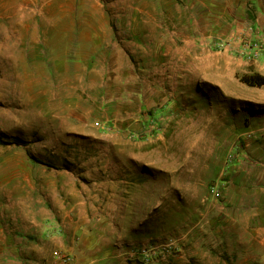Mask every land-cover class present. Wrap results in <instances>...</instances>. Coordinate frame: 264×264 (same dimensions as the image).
<instances>
[{
	"label": "rangeland",
	"instance_id": "374dc122",
	"mask_svg": "<svg viewBox=\"0 0 264 264\" xmlns=\"http://www.w3.org/2000/svg\"><path fill=\"white\" fill-rule=\"evenodd\" d=\"M54 2L15 46L0 15V264L252 261L264 87L240 78L255 65L152 31L130 0ZM154 2L137 8L176 10Z\"/></svg>",
	"mask_w": 264,
	"mask_h": 264
},
{
	"label": "crops",
	"instance_id": "0c3cea01",
	"mask_svg": "<svg viewBox=\"0 0 264 264\" xmlns=\"http://www.w3.org/2000/svg\"><path fill=\"white\" fill-rule=\"evenodd\" d=\"M130 1L133 5L135 4L131 10V17L135 22L139 15L145 14L146 22L151 25L149 28L152 31L174 28L181 32V37L188 47L195 48L199 42L200 48L203 49V46L215 36H251L253 33L254 37L264 40V0H169V3L176 8L175 11L157 9L156 6L139 10L138 0ZM149 1L152 4L155 3L154 0ZM53 4L54 6L56 4L54 0H0V15L4 16L7 22V26L3 28L5 31L2 37L5 42L3 45L10 47L23 42L26 39L25 16H36ZM53 28L57 36L56 22ZM252 63L255 65V71L264 75V61ZM261 238L263 246H259L258 250L253 252V255H256L255 258L246 264H264V237ZM59 241L62 243L67 239Z\"/></svg>",
	"mask_w": 264,
	"mask_h": 264
},
{
	"label": "built area",
	"instance_id": "2783aa9c",
	"mask_svg": "<svg viewBox=\"0 0 264 264\" xmlns=\"http://www.w3.org/2000/svg\"><path fill=\"white\" fill-rule=\"evenodd\" d=\"M205 46L210 47L212 50L230 53L247 62L264 61V40L254 37L253 33L251 36L216 37ZM56 256L60 258L59 254ZM62 260L64 262L68 261L67 258H62Z\"/></svg>",
	"mask_w": 264,
	"mask_h": 264
},
{
	"label": "trees",
	"instance_id": "16d2710c",
	"mask_svg": "<svg viewBox=\"0 0 264 264\" xmlns=\"http://www.w3.org/2000/svg\"><path fill=\"white\" fill-rule=\"evenodd\" d=\"M241 82L245 85L253 88H261L264 87V76L261 74H252V75H245L240 78ZM1 144L10 145L12 143L3 142L0 140Z\"/></svg>",
	"mask_w": 264,
	"mask_h": 264
}]
</instances>
